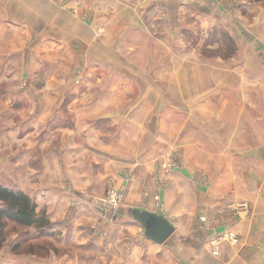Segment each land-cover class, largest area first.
<instances>
[{
    "label": "rangeland",
    "instance_id": "rangeland-1",
    "mask_svg": "<svg viewBox=\"0 0 264 264\" xmlns=\"http://www.w3.org/2000/svg\"><path fill=\"white\" fill-rule=\"evenodd\" d=\"M82 1L51 0V3L53 7L78 14L75 20L95 15L88 11L89 0L80 5ZM212 1L223 7V13L221 17L217 13L218 18L208 13L214 17L210 23H204L192 8L185 5L184 0H175L172 4L174 8H147L145 12H132L130 15L136 13V18L138 14L142 21L139 25L135 23L134 27H129L127 12H123L125 26H117L116 20L112 22L115 27L111 28L114 31V41L110 37L111 44L101 41L108 31V28L101 26L93 30L92 40L96 46L89 49V40H83L86 47L82 54L90 62L93 61L90 66L85 63L83 70H99L100 61L109 63H101V78L95 72V78L84 80L83 85L75 84L86 88L82 93L88 92L86 86L100 88L98 93L88 94L87 97L103 98L104 113L109 117L102 124L95 125L89 119L88 130L91 132L94 129L96 137L78 138L73 135L76 128L65 131V146L73 149L74 153L71 158L60 152V162L63 169L68 164L82 174L55 178L56 182L60 179L65 181L56 183L57 198L68 196L69 202L58 208V222L54 226L26 227L7 221L5 239L0 246V264H67L64 255L76 258L79 264H104V260H97L100 254L86 255L78 247H89L92 243L103 245L104 221L110 219L113 224V218L120 214L124 206L152 209L163 214L168 212L167 206L171 203L164 200L167 183L159 177L164 166V171L171 168L178 173L188 166L190 186L201 193L211 189V175L215 172L211 165V154L220 155L219 169L223 170L231 161L227 157L236 160L242 152H253L257 141L264 139L260 138L264 135V17L252 18L256 16L255 9L252 11L255 14L251 15L249 10L239 7V0ZM148 2L153 6L155 0ZM198 4H201L200 1ZM256 6L264 10V0H258ZM239 10L246 13L236 22L232 14ZM209 12L214 11L211 9ZM101 24H106V21H101ZM143 24L147 26L146 35L139 32L143 30ZM21 36L20 31V42ZM35 40L39 41L38 38ZM38 44H35L36 49L42 45L40 41ZM37 54L25 52L23 55L19 77L27 70L28 74L14 87L19 95L38 94L41 86L34 85V79L46 77L40 74L43 69L42 65H38L41 61H36ZM32 57L35 59L33 70L32 65H26ZM83 70L79 71L80 76ZM112 74H117L116 78ZM112 85L118 87V92L112 94L109 89ZM8 87L5 82L0 84V94H5L3 89ZM117 95L128 105L112 102ZM0 98V115L3 116L0 130L8 137L1 144L4 162L0 171L3 176L27 172L28 168L42 172L45 169L43 161L47 160L51 178H54V150L57 152L63 145V137L55 134L60 130L52 128V120L36 124V127L32 123L26 124L31 115L26 112L28 105L39 107L40 101L19 96L14 107L13 100L7 101L5 96ZM75 98V95L66 97L67 101L59 107L62 115L70 100ZM10 104L14 109L10 108ZM38 110L36 108L34 114H38ZM115 114L123 118L119 121L110 117ZM64 117L71 119L67 114ZM12 127L17 129L16 133L11 134ZM32 128L35 130L30 131ZM12 135L24 139L11 141ZM33 136V147L26 153L25 150L33 142L27 137ZM260 144L264 146L263 142ZM48 145L52 151L50 156L43 148ZM139 156L153 163V169L149 171L152 178L141 179L140 195L125 200L128 185L125 186L122 172H131L134 159ZM13 157L15 160H12ZM27 158L33 162L27 161ZM18 161L28 163L19 165ZM79 177L85 179V187L80 186ZM42 183L48 182H39L40 187ZM64 186L66 191L61 190ZM79 192L84 194L79 198L85 200L86 204L84 208L75 209L77 205L73 197L74 193ZM193 202L200 206L197 197ZM213 216L209 221L211 227L215 225ZM73 218L76 219V230L83 229V224L89 226L87 236L69 238L64 235V238L61 235L60 229L71 233L73 225L70 221L65 228L60 227L59 221ZM206 221L207 218L203 220ZM95 232L100 233L98 239L93 238Z\"/></svg>",
    "mask_w": 264,
    "mask_h": 264
},
{
    "label": "crops",
    "instance_id": "crops-1",
    "mask_svg": "<svg viewBox=\"0 0 264 264\" xmlns=\"http://www.w3.org/2000/svg\"><path fill=\"white\" fill-rule=\"evenodd\" d=\"M83 1L80 2V5ZM174 1L155 0L154 5L151 6L148 0H89L88 11L95 15L90 18L86 17L82 21L80 19L75 20L74 17L78 14L71 13L58 6L53 7L54 4L51 3V0H0V84L3 85V82H5V85L9 86L8 89H3L6 93L0 94V96H5L7 101L13 100L14 107L17 105L19 96H24L28 100L40 101L39 107L35 104L28 105L26 112L31 113V115L26 120V124L32 123L36 127V124L52 120V128L60 130L56 131L55 134L59 133L63 137V145H61L60 150L57 152L54 150V178H51L50 164L47 160L43 161L45 169L42 172L34 168H28L27 172H18L16 175L12 173L11 177H8V175L4 177L2 170L0 171V186L13 191H21L28 195L36 205L37 216L42 214L44 219L48 221V224L43 227L47 225L54 226V223L58 222V208L69 202L68 196L57 198L56 183L62 184L65 181L60 179L56 182L55 178L79 174L77 168L73 167L72 169L68 164L67 168L63 169V164L60 162V152L64 153L66 157H71L74 153L73 149H68L65 146V131L76 128L73 130L75 133L73 135H77L78 138L89 139L91 135L96 137L94 129H91V132L88 130L89 119H92L93 125H95V123L102 124L109 117L104 113V102L101 101L103 98L87 97L88 94L98 93L100 88L86 86L88 92L82 93L86 88L77 87L75 84L83 85L84 80L95 78V72H98V77L101 78V70H103L101 65L103 62L101 61L99 66L102 68L99 67V70H83L85 63L90 66L93 62H90L84 53L82 54L86 47L83 40H89V49L96 46L93 45L95 43L92 40L93 30L101 26L102 28H108L107 35L101 41L107 45L111 44L110 37L114 41V31H111V28L114 29L115 27L112 22L116 20L117 26L121 24L124 27L126 20H124L123 12H127L129 27H134L135 23L136 25L140 24L141 19L138 14L136 18V13L130 15L132 12H145L147 8L154 10L165 7L174 8L172 5ZM184 1L186 2L185 5L192 8L204 23L212 22L213 16L215 18L222 16L223 7L220 5L219 7L212 0H198L201 4H198L197 0ZM257 1L239 0L238 5L241 9L246 8L249 10L252 13L251 15H254L256 11V16L252 18L258 19L264 17V10L256 6ZM146 4L148 5L146 6ZM211 9L214 12H209ZM254 9L255 11L252 12ZM208 13L213 14V16L208 15ZM217 13L219 14L218 17ZM244 13H246L245 10L244 12L239 10L234 15L232 14V18L234 17L233 19L238 22L244 17L242 16ZM103 14L106 15L103 16ZM103 20L106 21V24H101ZM18 27L21 29L19 30ZM146 29L147 26L143 24V30H139V32L146 35ZM20 31L22 32L21 42L19 41ZM35 38H38L41 42L40 48L36 49L35 44L37 43L39 46V41L36 42ZM97 49L101 52L99 48ZM25 52L32 55L38 53L36 61H41L38 65H42L43 69L40 74L46 76L34 79V85L41 86V88H38V94L19 95L14 89L15 86L19 85L20 79L22 80L28 74L27 70L24 71V74L21 73L19 77V65L24 59ZM29 62L26 65H32L33 70L34 57ZM106 62L103 64H106ZM45 65L46 67H44ZM80 70H83L82 76L79 75ZM116 75H114L115 78ZM98 77L97 79H100ZM70 82H74V84ZM117 88L114 85L109 86L112 94L118 92ZM71 95H75L76 98L70 100L71 103L67 105L63 111L64 115H62L59 107H62L63 102L67 101L66 97ZM120 98L121 96L117 95L116 100L112 102L115 104L118 102L117 105L122 106L128 105L122 102L123 99ZM131 101H133V98ZM12 104H10V108L14 109L11 107ZM36 108H39L38 114H34ZM66 114L71 119H66L64 117ZM118 114L110 117L113 119L118 118L120 121L123 117ZM1 118H3L2 115H0ZM262 127H264V124H262ZM16 130L12 127L11 134L16 133ZM33 130L35 129L32 128L30 131ZM26 133L29 134L30 132L27 130ZM27 138H30L33 142L25 150L26 153L31 150L30 148L33 147L35 140L34 136ZM68 138H71V136ZM260 138H264V135ZM23 139L19 136L12 135L11 137V141H21ZM3 140L7 141L8 137L5 132L3 133L0 130V166L4 162V157L1 155ZM259 141L264 144V139L258 140L253 152H242L236 160L227 157L231 161L227 163L228 165L223 170L219 169L220 155L211 154V165L215 171L211 175L213 178L211 189L201 193L194 191V187L190 186L187 171L188 169L190 172V169L188 166L187 169L180 170V173L171 170V168L164 171L165 166L163 167V173L159 177L166 180L164 200L171 204L167 206L168 212L165 214L150 210L161 214L174 226L173 233L165 243L146 239L143 227L132 218L130 210L133 208L124 206L125 208H121L120 214L113 218V224L110 219L104 221L103 245L92 243L89 247L83 246L78 247V249L84 251L86 255L90 253L100 254L97 260H104V264H264V146ZM43 148L47 150V156L52 154L49 145ZM79 150L81 151L80 148ZM144 159L146 158L140 156L135 158L131 172L126 170L122 172V178L126 181L125 186L128 185L125 200L140 195L138 190L141 179L152 178L149 171L151 168L153 169V163L146 162ZM12 160H15V158L13 157ZM27 161L33 162L29 158H27ZM23 162L18 161L17 164L21 165ZM236 165L238 168H236ZM132 173L133 179L131 180L130 175ZM126 178L127 180H125ZM78 179L80 186L85 187V179L80 177ZM149 181L152 182V180ZM32 182L35 183L31 184ZM39 182L48 183H42L43 185L40 187ZM83 187L80 189H83ZM65 188L64 186L61 190L66 191ZM74 195L73 199L77 205L75 209L84 208L85 200L79 198L83 197L84 194L79 192V194L74 193ZM196 197L199 200L200 206L198 207L193 202ZM172 201L175 203H172ZM146 210L150 211L149 209ZM211 216L215 221L213 227L209 225ZM206 218L207 221L203 222ZM70 221L73 225L71 233L62 232L63 230L60 229L64 238H66L64 235L69 238L88 235L89 226L83 224V222V229L80 231L75 229L77 228L75 218L69 221H59L61 223H57V225L59 224L60 227L65 228V224ZM227 231H231L237 236V241L227 240L220 243L218 254L209 252L208 241L215 234ZM94 234L96 235L93 238L98 239L100 233L95 232ZM76 254L78 253L76 252ZM63 259L67 264H79L76 258H69L67 255H64Z\"/></svg>",
    "mask_w": 264,
    "mask_h": 264
},
{
    "label": "trees",
    "instance_id": "trees-1",
    "mask_svg": "<svg viewBox=\"0 0 264 264\" xmlns=\"http://www.w3.org/2000/svg\"><path fill=\"white\" fill-rule=\"evenodd\" d=\"M35 210L36 205L28 195L0 186V246L5 239L7 221L26 227L48 224L43 216H37Z\"/></svg>",
    "mask_w": 264,
    "mask_h": 264
},
{
    "label": "water",
    "instance_id": "water-1",
    "mask_svg": "<svg viewBox=\"0 0 264 264\" xmlns=\"http://www.w3.org/2000/svg\"><path fill=\"white\" fill-rule=\"evenodd\" d=\"M130 213L132 218L143 227L146 239L165 243L174 231L173 224L154 211L135 207L130 210Z\"/></svg>",
    "mask_w": 264,
    "mask_h": 264
},
{
    "label": "built area",
    "instance_id": "built-area-1",
    "mask_svg": "<svg viewBox=\"0 0 264 264\" xmlns=\"http://www.w3.org/2000/svg\"><path fill=\"white\" fill-rule=\"evenodd\" d=\"M237 239V236H235L231 231L215 234L212 239L208 241V251L213 254H217L220 243L227 240L236 242Z\"/></svg>",
    "mask_w": 264,
    "mask_h": 264
}]
</instances>
